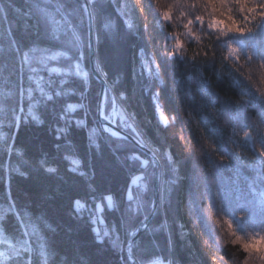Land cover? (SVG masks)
<instances>
[{
    "label": "trees",
    "instance_id": "obj_1",
    "mask_svg": "<svg viewBox=\"0 0 264 264\" xmlns=\"http://www.w3.org/2000/svg\"><path fill=\"white\" fill-rule=\"evenodd\" d=\"M31 2L12 0L15 7L25 10ZM65 2L80 6L74 0ZM7 3L8 0H0L5 7ZM169 3L171 0H161L158 5L152 0H141L136 9L129 0V9L135 16L133 23L137 21L134 28H129L123 17L118 15L119 9L114 2L109 4V0H98L95 8L97 15L103 19L110 18L113 29L110 33L101 32L100 43L95 45V58L103 73H106L112 94L117 98L123 97L122 107L135 115L144 140L161 154L159 207L134 243V257L140 264H150L155 259L170 264H211L213 253L226 259L230 255L227 249L216 252L211 246H214L216 230L221 231L204 211L211 204L212 212L219 214L217 218L231 219L241 233L264 231V209L259 200V191H264L260 175L262 162L257 152V148H264V135L258 136L255 144L247 143L243 136V131L252 125L253 120L257 123L264 120V112L256 104H247L236 113V135H233L226 118L219 117L217 123L218 116L213 115L212 108L203 111L200 80L195 73L191 81L187 76H182L185 61L180 60L181 56L191 57L198 46L190 38L180 36L183 51L177 57L167 55L173 43L168 33L183 32L175 19L165 22L160 16ZM7 11L12 30L7 31L8 26L0 12V47L6 48L8 41L15 38L23 50L34 38L25 30L23 17L13 9ZM75 24L86 39V17L83 22L76 19ZM93 29L95 34V25ZM260 34L264 38V27ZM226 39L245 47L256 41L253 35L230 34ZM202 43H208L206 37ZM226 52L223 45L216 47L213 60L201 67L210 84L209 93L221 113L229 111L230 104L217 92L226 93L233 101L238 98L234 96L238 92L230 89L226 81H217L219 73L213 71L215 65L219 68ZM147 62H151L148 68L142 67ZM157 65H160L158 74ZM82 68L90 73L86 48ZM149 69L152 70L151 76ZM53 78L60 79L56 74H53ZM14 79H19L18 75ZM82 79V76L75 77L76 82L70 83L69 87H74L76 94L66 99L70 103H77L83 92L85 110H77L70 119L85 118L87 126L70 124L63 134L58 133L57 129L65 126L61 119L66 102L64 99L38 106L35 114L41 115L40 124L29 117L28 122L21 120L18 127L10 128L7 122L0 120V134L11 135L9 143L21 154L19 157L6 155L3 141L0 140V165L11 159L24 173L13 175L9 186L5 173L0 170V206H3L5 196L10 192V198L20 209L44 222V234L54 257L53 264H130L125 247L129 233L150 211L152 167L149 162V166L144 168L141 161H148V157L124 139H114L105 134L98 139L97 145L92 144L89 131L93 127L101 128L96 117L99 83L91 74L89 89L85 91L80 85ZM24 83L26 87V79ZM2 86L0 82V88ZM152 88L160 93V106L163 115L170 120L169 129L160 123ZM17 107H23L25 111L19 114L26 116L27 98ZM201 137H208L218 152L230 160L228 165H219L221 171L232 177L231 185H221L219 205L211 189L207 192L208 199L199 198L204 191L199 175H208L206 169L217 166L212 157L199 158L190 152L192 146L199 149L203 143ZM233 147L236 153L231 150ZM244 152L246 156L240 158L239 153ZM133 154L139 159L132 160ZM169 156L174 163L168 162ZM248 156L253 157L255 163ZM73 159L80 161L77 170H73ZM49 167L55 171L47 172ZM141 174L146 176L147 187L140 192L142 210L135 212L129 206L128 195L132 179ZM250 191L257 194L250 195ZM107 197L112 198L113 206L109 209L104 202L103 220L99 226L118 234L119 240L114 242L109 238L98 243L89 217L86 213L84 216L77 215L74 203L81 201L93 207ZM189 201L193 202L191 210L195 215L185 209ZM241 215L245 216L244 220L239 219ZM4 227L9 233V240L19 238L21 228L16 219L9 218L6 226L0 225V231ZM204 241L209 242L205 244ZM3 248L4 245L0 244V250Z\"/></svg>",
    "mask_w": 264,
    "mask_h": 264
},
{
    "label": "snow or ice",
    "instance_id": "obj_2",
    "mask_svg": "<svg viewBox=\"0 0 264 264\" xmlns=\"http://www.w3.org/2000/svg\"><path fill=\"white\" fill-rule=\"evenodd\" d=\"M113 2L115 7L119 9L118 15L123 17L129 28H134L137 21L135 24L133 23L135 16L129 9V0H109V4H113ZM152 2L158 5L161 0H152ZM97 3L98 0H87V3L83 6L75 7L67 4L65 0H32L26 10L15 7L12 0H8L6 7L4 4H0V12L3 13L2 18L8 26L7 31L11 32L12 30L7 10L13 9L23 17L25 30L29 31L34 38L33 42L24 47L23 50L15 38L8 41L6 48L0 47V82L3 85L0 88V99H2V103H0V120L7 122L10 128L18 127L21 120L28 122L29 117L36 124L42 123L41 115L35 114L38 106L42 107L56 99L66 101L61 116L65 126L57 129L59 134H63L70 124L87 126L85 118H77L75 121L70 119L71 115L77 110L82 112L85 110L83 92L80 93L81 100L77 103H70L66 98L76 94V89L69 87L70 83L74 84L76 82L75 77L82 76L83 79L80 81V85L85 91L89 89L91 73L84 71L82 68V61L85 59V48L89 51L94 44L99 45L101 32L110 33L113 29L110 18L103 19L97 15L95 10ZM140 3L141 0H131V4L136 9ZM160 16L165 22L175 19L183 29V32L179 34L168 33L173 41L169 46L168 56L177 57V54L183 51L180 36L190 38L198 46V50L191 57L181 56L180 60L185 61V70L182 76H187L188 80L191 81L193 73H195L196 78L200 80L203 91L201 101L203 111L206 112L208 108H212L213 115L218 116L217 123L219 117L226 118V123L233 129V135H236V125L234 123L236 113L247 104H256L258 109L264 112V38L260 34L261 28L264 27V0H171V3L166 5ZM85 17L88 21L86 39L75 24L76 19L83 22ZM93 25H95V34ZM230 34L253 35L256 37V41L247 47L238 46L226 39ZM205 37L208 41L207 44L202 43ZM220 45H223L227 52L222 57L219 68L215 65L213 71L219 73L217 81H226L230 89L238 92L234 95L238 97L235 101L229 98L226 93L217 92L226 103L230 104V110L224 113L216 108L214 98L208 90L210 84L201 71L203 65L213 60L215 48ZM141 56H143V52H141ZM188 60L191 62L188 63ZM149 63L151 62L143 64L142 67L148 68ZM159 69L160 65H157V74ZM53 74L58 75L60 79H54ZM96 74L104 79L106 85L97 105L98 115H101L104 122H110L112 117L119 114L121 127L131 133L134 142L138 146L144 147L152 153L153 161L158 160L161 154L144 140L137 127L135 115L128 113L122 107L123 97L117 98L109 95L112 88L108 84L106 73H103L99 64L96 66ZM16 75L19 79H14ZM149 75H152L151 69H149ZM25 79L27 81L26 87ZM152 95L160 123L169 129L171 126L170 120L163 115L160 106V93L152 88ZM25 98H27V115L22 117L19 113H23L25 109L17 107V105L23 102ZM109 108L111 109V115L107 111ZM109 129H112L110 123L105 124V127L91 128L89 137L92 144L97 145L98 139L105 134L114 139H120L118 131H109ZM261 135H264V120L261 123L253 120L252 125L243 131L247 143L255 144L258 136ZM0 140L3 141L6 155L11 154L17 157L21 155L9 143L11 135L4 136L0 134ZM201 140L203 143H201L199 149L192 146L190 152H194L199 158H206L209 156L210 148H214L211 157L217 162V166L206 169L208 173H212V183L208 182L207 175H203V173L199 175L204 187L200 199H208L207 192L211 189L216 204L219 205L221 203V185L232 184L231 175L221 171L219 165H228L230 160L218 152L214 142L210 141L208 137H201ZM231 150L236 153L234 147ZM257 152L258 158L262 162L260 175L261 185L264 188V148L258 149ZM245 156V152L239 153L240 158ZM247 158L255 163L253 157L248 156ZM131 159L137 160L139 157L133 154ZM168 162L174 163L170 156ZM71 164L73 170L80 167L79 160L73 159ZM141 164L144 168H147L149 161H141ZM0 170L5 173V181L9 186L13 175H24L20 167L13 164L11 159H7L3 165H0ZM46 171L52 173L55 169L49 167ZM176 171L178 172V169ZM131 185L132 188L128 195L129 206L135 212H139L143 207L141 194L135 191L133 186L139 185L145 191L147 187L146 176L143 174L137 175L132 179ZM256 194L250 191V195ZM259 200L261 208L264 209V191H259ZM104 202H106L109 209L113 206L112 198L107 197L92 209L86 203L76 201L74 210L79 216L87 214L93 225L98 243H103L109 238L117 242L119 240L118 234H113L110 230L99 226L103 220ZM191 204H193L192 201ZM185 209L189 213L187 206ZM212 209L213 205L211 204L204 211L214 221L217 228L222 232H227L231 238V243L234 246H239L243 254V264H264V249H259L256 246L257 242L264 241V231L241 233L231 219L217 218L219 214L212 212ZM9 218L17 220L21 233L18 239L13 237L9 240L7 238L9 235L7 228L4 227L3 231H0V244L4 245L3 250H0V264H53L54 257L51 255L44 234L46 227L44 222L20 209L15 200L10 198V192L6 194L3 206H0V225L6 226ZM239 219L244 220L245 216L241 215ZM204 243L208 244V241H204ZM128 251L130 253L131 249L129 248ZM210 259L211 264H230V261L225 257L217 256L215 253L211 255ZM130 264H135V260L130 259Z\"/></svg>",
    "mask_w": 264,
    "mask_h": 264
},
{
    "label": "water",
    "instance_id": "obj_3",
    "mask_svg": "<svg viewBox=\"0 0 264 264\" xmlns=\"http://www.w3.org/2000/svg\"><path fill=\"white\" fill-rule=\"evenodd\" d=\"M76 1L80 6H83L84 4L87 3V0H74ZM87 21V18H86ZM87 32H88V21H87ZM94 32V29H93ZM88 63H89V69L92 73V76L94 77V79L96 81H98L99 85H100V95H99V101L101 98V94L102 92L105 90V82L104 79H102L101 77L97 76L96 74V66H95V47L93 45V48L91 50L88 51ZM98 101V103H99ZM96 117H97V122L99 123L100 127H104L105 124L108 125L110 122L105 121L101 118V115H98V113H96ZM110 126L112 127V130L118 131L120 138L132 143L134 146H136L140 151H142L146 156H148L151 160L152 163V167H153V182H152V207H151V211L149 213V215L143 219L138 225L137 227L133 230V232H131L129 234L128 240H127V244L125 247L126 250V254L127 257L130 261V259H134L135 260V264H140L138 262V260L134 257L133 253H132V247L135 243V241L142 235V233L144 232V230L148 227V225L150 224V222L152 221L158 207H159V203H160V189H159V177H160V163L158 160L153 161L152 158V153L148 150H146L144 147H140L138 146L135 142H134V138L129 135L126 134L125 132L119 130L115 125L110 123ZM131 249V252L129 253L128 249Z\"/></svg>",
    "mask_w": 264,
    "mask_h": 264
},
{
    "label": "clouds",
    "instance_id": "obj_4",
    "mask_svg": "<svg viewBox=\"0 0 264 264\" xmlns=\"http://www.w3.org/2000/svg\"><path fill=\"white\" fill-rule=\"evenodd\" d=\"M259 148H257L258 150ZM214 151V148H210L209 150V156L211 157V152ZM211 175L212 173L209 172L207 175V179L209 183H212L211 181ZM203 183V182H202ZM200 198V197H199ZM191 201H189L188 203V209H189V214L191 215H195L192 210H191ZM238 230V229H237ZM240 231V230H238ZM209 242V241H208ZM211 246L214 248V250L216 252L222 250V249H227V251L229 252V258L227 259L228 261H230V264H243V259H242V252L239 249L238 245H233L231 243V238L229 237V235L227 234L226 231L223 232V234H221V231L216 230V234H215V240H214V246L211 244ZM259 249H264V241H259L257 242L256 245ZM224 257V256H221Z\"/></svg>",
    "mask_w": 264,
    "mask_h": 264
},
{
    "label": "rangeland",
    "instance_id": "obj_5",
    "mask_svg": "<svg viewBox=\"0 0 264 264\" xmlns=\"http://www.w3.org/2000/svg\"><path fill=\"white\" fill-rule=\"evenodd\" d=\"M94 47H95V44H94ZM95 55H96V50H95ZM95 66H97V62H96V58H95ZM84 71H86V70H84ZM89 71H90V69H89ZM90 73H91V71H90ZM92 74V73H91ZM98 82V81H97ZM99 95H100V85H99V93H98V99H99ZM109 95L111 96V95H113L112 94V92L111 93H109ZM114 96V95H113ZM99 101V100H98ZM98 101H97V105H98ZM107 111H108V114L109 115H111V109L109 108V109H107ZM96 113H97V108H96ZM110 123L111 124H113V125H115L119 130H121V131H123V132H125L126 134H128L122 127H121V123H120V116H119V114H117L116 116H114V117H112V120L110 121ZM105 127V126H104ZM110 131H112V129H109ZM130 135V134H129ZM120 139H122V138H120ZM148 157V156H147ZM148 161L150 162V164H151V167H152V163H151V160H150V158L148 157ZM158 161H159V159H158ZM159 163H160V161H159ZM160 170H161V168H160ZM161 176V175H160ZM136 177V176H135ZM134 177V178H135ZM133 178V179H134ZM160 178L161 177H159V181H160ZM152 182H153V167H152ZM131 187H132V185H131ZM133 188H134V190L135 191H138V192H141L143 189L142 188H140V186L139 185H136V186H133ZM159 189H160V184H159ZM96 205H98V203L97 204H94V206L92 207V205L91 206H89L91 209L92 208H94ZM151 207H152V197H151V204H150V211H151ZM150 211H149V213H150ZM149 213H148V215H149ZM147 215V216H148ZM146 216V217H147ZM145 217V218H146ZM144 218V219H145ZM137 227V226H136ZM131 232H133V231H131ZM130 232V233H131ZM129 233V234H130ZM128 237H129V235H128ZM136 242V241H135ZM129 260V259H128ZM150 264H170L169 262L168 263H163L161 260H159V259H155L153 262H151Z\"/></svg>",
    "mask_w": 264,
    "mask_h": 264
},
{
    "label": "bare ground",
    "instance_id": "obj_6",
    "mask_svg": "<svg viewBox=\"0 0 264 264\" xmlns=\"http://www.w3.org/2000/svg\"><path fill=\"white\" fill-rule=\"evenodd\" d=\"M110 131V130H109Z\"/></svg>",
    "mask_w": 264,
    "mask_h": 264
}]
</instances>
